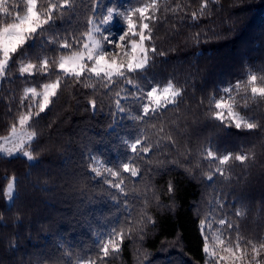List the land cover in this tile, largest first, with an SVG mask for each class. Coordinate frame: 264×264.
Segmentation results:
<instances>
[{"label": "trees", "instance_id": "trees-1", "mask_svg": "<svg viewBox=\"0 0 264 264\" xmlns=\"http://www.w3.org/2000/svg\"><path fill=\"white\" fill-rule=\"evenodd\" d=\"M145 1L134 3H151ZM118 2L100 0L101 7L93 13L92 0H73V10L30 41L27 56L18 55L0 81V137H4L13 124L18 126L29 103L38 111L29 93L21 104L25 89L34 87L39 92L57 75L63 79L49 109L34 124L29 121L32 127L27 130L37 133L32 143L36 159L29 162L20 155L0 153V264H78V255L96 259L101 255L100 238L107 239L113 227L120 230L129 211L136 227L130 231L123 226L128 237L121 252L106 264H205L199 221L219 208L218 198L226 204L227 219L238 229L227 233L231 239L239 236L247 249H251L249 241L257 246L264 243V99L253 98L247 85V76L254 74L256 86H264V0H157L155 20L150 22L152 38L146 41L156 52L149 54L147 67L136 76L147 88L171 82L181 89V96L156 120L132 119L141 113L144 102L129 95L133 89L123 80L109 92L96 77L77 83L58 73L55 64L47 76L39 70L32 76L20 75L21 60L38 66L42 59L55 61L65 51L48 44L50 38L84 34L90 17L98 19ZM205 2L208 7L201 15L200 5ZM7 4L13 6L8 22H14L16 8L21 15L26 12L24 0H7ZM42 4L46 7L47 0H37L38 9ZM193 12L200 17L196 21ZM4 19L0 13V26ZM237 81L240 89L235 87ZM228 86L235 111L259 128L238 130L228 118L223 122L214 118V99L228 97L222 92ZM116 92H121L129 111L113 117ZM90 99L97 101L95 111ZM137 136L161 147L137 161L143 169L140 178L133 181L123 174L129 193L125 196L95 176L90 157L119 168L131 157L126 142ZM210 148L217 155L231 153L223 176L216 171L219 161L210 163L206 157ZM237 154L246 157L244 162L234 159ZM209 172L213 180L207 179ZM13 175L19 178L18 198L9 210L3 189ZM170 181L176 189L171 197ZM145 208L155 226L148 225L141 241L137 229L144 225ZM237 209L243 215L237 216ZM177 237L180 242L174 244ZM13 242L16 247L10 248Z\"/></svg>", "mask_w": 264, "mask_h": 264}, {"label": "snow or ice", "instance_id": "snow-or-ice-1", "mask_svg": "<svg viewBox=\"0 0 264 264\" xmlns=\"http://www.w3.org/2000/svg\"><path fill=\"white\" fill-rule=\"evenodd\" d=\"M218 2V0H214ZM26 5V12L23 15L20 14V9L16 8V15L14 22H8L7 17L11 16L13 6L7 4V0H0V13L4 14V21L0 26V78H3L6 74V70L9 68L10 63L16 59L18 55L27 56L26 46L30 41H34L39 36H42L45 32H48L55 25V22L59 18H63L68 12L73 10V0H47V6L42 4L40 9L37 7V0H24ZM92 11L96 12L97 8L101 7L100 0H92ZM207 3H201V15L203 10L207 8ZM42 9V10H41ZM152 11H149V10ZM157 9V0H151V3H141L139 7H129L123 9H117L113 6L106 8V14H103L98 20H93L91 17L88 20V28L86 32L80 36L75 34L71 35V38L65 36L63 39L53 36L47 43L52 45H58L57 51L60 49L65 50L58 59L50 61L48 58L42 59L37 66L31 62L25 63L20 61L19 73L21 76L28 74L29 76L35 75L36 70H39L44 75H50L49 68L52 64H55L56 69L62 72L64 76L73 78L77 83L84 82L86 79L96 77L101 83L102 87L107 91H111L112 87L123 80L129 85L133 91L129 94L131 97L138 101H143L144 96L138 95V92H145L147 102L142 103V111L140 114L132 117L137 122H144L147 120H156L158 115L165 110L169 105L176 104L178 98L181 96V89L174 88L171 82L168 83L162 91H158L157 87L147 88L140 83L136 74L142 72L148 64L149 54H155L156 48L146 47L145 42L150 41L152 38V28L150 22L155 20V10ZM138 13L139 23H134V16ZM126 24V28L121 26L116 28L115 26L120 23V19ZM200 17L196 12L192 13V20L196 21ZM138 29V31H137ZM119 33V35H117ZM139 37L137 40L136 37ZM111 46V47H109ZM124 49L125 55H128L127 63L118 62L116 59H109V55L115 49ZM130 48V54H129ZM164 55V53H160ZM257 76L249 74L247 76V85L250 86V91L253 98L259 97L264 99V86H256ZM63 79L57 75V79L51 83L43 84L42 93H37L36 88L25 89V97L22 98L21 104L23 105L25 99H29L28 93H31V98H38V111L36 106L32 103L27 105V112L22 113L19 116L18 124L20 131H18L16 124H13L9 130V135L0 137V152L6 153L9 157H12L14 152L18 155L22 153L23 157L27 158V161L31 162L36 159L32 154V143L37 137L36 132L23 131L25 126L32 127V123H35V119L40 114L46 112L50 105L53 103V98L58 96V89L61 87ZM84 87H90L89 84L84 83ZM237 89L241 88V82L237 81ZM122 91L127 92L126 89ZM224 94H228V99L221 96L219 99H214V111L213 116L217 120L222 122L225 119V110L227 111V117L230 124H234L239 130L241 128L247 130H253L260 127L255 122H251L239 112L234 109V101H232L231 86L224 87L222 89ZM115 111L111 113L113 117L117 114H125L129 111L122 104L121 92H116ZM232 101V102H230ZM89 106L93 111L97 108V101L95 99L89 100ZM211 104L212 101L210 100ZM247 107V104H245ZM163 133L164 129H160ZM9 142H12V147H5ZM126 146L131 153V157L128 162H123L119 168L113 169L107 167L102 161L90 157L91 163L89 167L96 177H103L104 183L110 188H114L125 196L129 193L125 190V184L127 179L123 174H128V178L133 181L141 177L143 169L141 165L137 163L138 160H142L147 157L150 152L157 151L161 144L151 143L147 138H141L137 136L134 141L126 142ZM206 157L210 163L219 161L216 167V171L220 175H224L225 171L223 166L230 160L231 153L225 155H217L211 148L207 151ZM236 161L244 162L246 157L242 154L235 155ZM165 161H161L163 165ZM101 168L103 170H101ZM208 180H213V173L207 174ZM19 183V178L13 175L8 179L6 187L3 189V195L6 198V207L10 210L11 204L18 198L16 186ZM168 194L171 195L176 191L174 182L170 181L167 188ZM146 199V198H145ZM159 200V197H157ZM219 208L213 209L218 216L219 235H214L212 241V248L210 251L208 232L205 231V226L211 229L212 225L205 219L199 221L201 227V233L204 238L203 252L206 259L205 264H212V260L216 258L217 247L216 245H223L219 251L229 253V259L232 264H242L245 257L248 255L247 250L241 248L239 243V236H237L236 243L233 245L231 239L225 235L229 231H238L234 225L227 219V213L223 212L226 208V204L223 200H219ZM156 207H161L159 203ZM125 208H129V204L125 203ZM167 210H172L170 207L165 206ZM147 208H145L143 216L144 225L137 229L141 241L144 239L146 232L149 230L148 225L155 226V220L151 215H147ZM237 216L243 215L242 211L237 209ZM3 217L0 216V219ZM124 225L129 226L131 231L136 227L135 220L129 211L128 216L121 222L120 230L113 227L107 233V239L103 237L98 241V253L101 254L98 258L93 259L91 256L87 258L83 256H77L78 264H106V260L115 254H118L122 250L123 241L128 237V233L124 232ZM180 242L179 237L173 241L174 244ZM251 244L252 258L249 264H261V261L257 259L264 253V243H260L258 246L249 241ZM16 244L13 242L10 248H15ZM239 255H236V253ZM225 259L224 256H220L216 260V264H221V261Z\"/></svg>", "mask_w": 264, "mask_h": 264}, {"label": "rangeland", "instance_id": "rangeland-1", "mask_svg": "<svg viewBox=\"0 0 264 264\" xmlns=\"http://www.w3.org/2000/svg\"><path fill=\"white\" fill-rule=\"evenodd\" d=\"M139 1L146 2L145 0H139ZM139 6L140 5H136L134 3V0H119L118 4L113 6V7L117 8V9H123V8H129V7L134 8V7H139ZM104 14H106V12ZM133 19H134V23H137V24L139 23L138 13L135 14ZM96 20H98V19H96ZM121 25H123L126 28V24H124V21L122 20V18L120 19V23L117 24L115 27L119 28ZM121 30H123L122 26H121ZM137 31H138V29H137ZM117 35H119V33H117ZM136 39L138 40L139 37L137 36ZM145 44H146V42H145ZM109 47H111V46H109ZM129 54H130V48H129ZM108 58L109 59H116L118 62H122V63L126 64L127 63V59H128V55H125L124 49L121 48V49H115L114 51H112ZM1 79L2 78H0V81H1ZM167 85H168V83H165V84H160L159 86H155V87H157L158 91H162V89L164 87H166ZM42 91H43V88H42L41 91H39V92L37 91V93H42ZM142 93L144 94L143 102L145 103V102H147L146 93L145 92H142ZM29 94H31V93H29ZM33 99H34V103L38 104V98H33ZM225 99H228V97L226 96ZM226 118H228V117H227V111L225 110V119ZM17 129H18V131H20L19 124L17 126ZM23 131L29 132L27 130V126H25ZM0 142H2V141H0ZM5 147H12V142L7 143L5 145ZM0 153H1V155L5 156V157H9L4 152H0ZM19 155L23 156L22 153L17 155L14 152L12 157L19 156ZM101 170H102V168H101ZM205 220H207L212 225L211 229H209L207 227V225L205 226V231L208 232V236H209V245H210V251H211L212 241H213L214 235H219L218 229H219L220 226L218 224V217L214 216V211H210L209 213H207V215L205 217ZM225 235L230 238V236L227 233H225ZM231 241H232L233 245L236 243V240L231 239ZM240 246H241V248L246 249L247 253H248V255L243 260L242 264H249V262L251 261V258H252L251 249L250 248L247 249L246 247H243L241 244H240ZM216 247H217L218 251H217L216 258L212 260V264H216V260L219 259L220 256H224L225 257V259L223 261H221V264H232L231 259L228 258L229 257V253H225L223 251H219V249L222 248L223 245H216ZM236 255H239V253L237 252ZM207 259H208V257H207ZM257 259H259L261 261V264H264V257L262 256V254Z\"/></svg>", "mask_w": 264, "mask_h": 264}]
</instances>
